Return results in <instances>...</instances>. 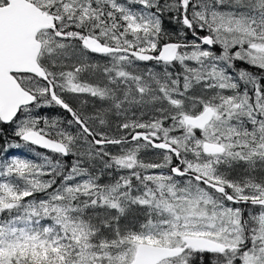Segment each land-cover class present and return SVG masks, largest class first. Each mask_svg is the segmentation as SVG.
Returning <instances> with one entry per match:
<instances>
[{
    "label": "snow or ice",
    "instance_id": "obj_1",
    "mask_svg": "<svg viewBox=\"0 0 264 264\" xmlns=\"http://www.w3.org/2000/svg\"><path fill=\"white\" fill-rule=\"evenodd\" d=\"M0 141V264H264V0H0Z\"/></svg>",
    "mask_w": 264,
    "mask_h": 264
},
{
    "label": "rangeland",
    "instance_id": "obj_2",
    "mask_svg": "<svg viewBox=\"0 0 264 264\" xmlns=\"http://www.w3.org/2000/svg\"><path fill=\"white\" fill-rule=\"evenodd\" d=\"M70 102L73 103L74 105H78L79 101L76 100L75 98H70ZM89 111L91 110L90 108L88 109ZM50 113L54 114V115H60L58 111H56L55 109H50L48 110ZM24 148H22L23 150Z\"/></svg>",
    "mask_w": 264,
    "mask_h": 264
},
{
    "label": "trees",
    "instance_id": "obj_3",
    "mask_svg": "<svg viewBox=\"0 0 264 264\" xmlns=\"http://www.w3.org/2000/svg\"><path fill=\"white\" fill-rule=\"evenodd\" d=\"M56 111H60V109H58V108H56L55 109ZM60 114V113H59ZM60 115H62V114H60ZM64 116H67V114H64ZM0 143H3V141H0ZM20 153H22L23 155H25V156H27V155H29L30 153H29V149H27V148H24L23 150L22 149H20V150H18Z\"/></svg>",
    "mask_w": 264,
    "mask_h": 264
},
{
    "label": "flooded vegetation",
    "instance_id": "obj_4",
    "mask_svg": "<svg viewBox=\"0 0 264 264\" xmlns=\"http://www.w3.org/2000/svg\"><path fill=\"white\" fill-rule=\"evenodd\" d=\"M59 113L62 114L63 116H64V114H66V113H63V111L61 109H60Z\"/></svg>",
    "mask_w": 264,
    "mask_h": 264
}]
</instances>
